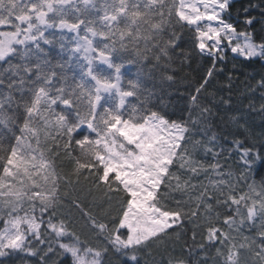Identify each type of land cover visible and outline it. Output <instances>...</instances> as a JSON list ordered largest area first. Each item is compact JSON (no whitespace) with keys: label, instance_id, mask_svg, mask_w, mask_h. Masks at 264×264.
Wrapping results in <instances>:
<instances>
[{"label":"snow or ice","instance_id":"6c2138e0","mask_svg":"<svg viewBox=\"0 0 264 264\" xmlns=\"http://www.w3.org/2000/svg\"><path fill=\"white\" fill-rule=\"evenodd\" d=\"M0 264H264V0H0Z\"/></svg>","mask_w":264,"mask_h":264},{"label":"trees","instance_id":"16d2710c","mask_svg":"<svg viewBox=\"0 0 264 264\" xmlns=\"http://www.w3.org/2000/svg\"><path fill=\"white\" fill-rule=\"evenodd\" d=\"M190 71L192 79L188 81V83L192 84L193 86L195 85V81L199 79V76L203 69L198 68L197 64L192 65V69L188 70ZM85 207H87V201H85Z\"/></svg>","mask_w":264,"mask_h":264}]
</instances>
